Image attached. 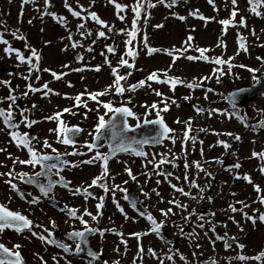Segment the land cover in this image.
Returning a JSON list of instances; mask_svg holds the SVG:
<instances>
[{
  "label": "rangeland",
  "instance_id": "374dc122",
  "mask_svg": "<svg viewBox=\"0 0 264 264\" xmlns=\"http://www.w3.org/2000/svg\"><path fill=\"white\" fill-rule=\"evenodd\" d=\"M21 2L22 0H0V25H3L0 31L4 32V38L9 41L10 45L26 57L30 55L29 49L35 48L41 56L39 64L41 70L33 72L29 81L24 80L22 77L28 75V65L19 64L15 53H6L4 51L6 46L0 44V70L2 67L6 70V76L0 74V79L16 85L13 94L20 97L17 100L19 108L31 109L28 113L29 118L39 121L31 129H27L23 125L20 128L21 132L27 131L39 138L36 143L38 150L50 153V149L42 148L43 140L47 139L61 153L73 151L71 146L56 143L55 133L49 131V129L57 127L56 122L44 119L58 111L62 112L65 108H71L75 115L64 113L61 118L68 126H79L83 129V132L79 135L78 143L91 142L92 137L89 133L93 132L98 116L103 115L105 110L96 101L89 99L87 93L104 91L114 81L111 67L104 63L105 57L111 62L112 67L118 68L120 75L127 77L126 80L121 81L126 88L129 85H136L141 80H145L146 84L143 87H138L136 91H126L122 96L115 94L113 89L108 95L98 97L100 101H111L114 106L119 107L122 103L131 99V103L127 106L140 118V124L143 123L146 112L151 113L147 116L148 119H156L155 111L150 108L153 103L163 108L164 105L161 101L167 99L169 105V111L162 112L161 115L165 123L175 130L177 141L173 145L170 141L165 140L162 146L147 149L146 152L149 154L148 159H151L153 154H175L178 159L174 161V164L163 166L164 171L171 172L173 175L165 180L163 176L156 175V170L153 169L151 164H148L147 167L144 166L147 161L143 157L127 153L115 158L110 163V176L115 179L107 180L110 186L119 185L121 188L127 189V193L142 195L143 203L138 204L137 208L150 212L157 222L164 221L165 226L161 230V235H142L139 241L137 238L130 236V233L150 231V224L146 218L139 216L130 203L123 198L124 192L116 191L115 200L119 202L129 219H125V215L117 209L111 192L105 194L102 188H90L89 191L93 192L95 197H105L104 207L101 209L102 216L97 221H92L88 216H84V219L93 228L110 229L123 233V237H121L109 231L103 237L95 234L90 238L91 248L97 252L101 250L103 252V255L94 264H102L103 261L112 264L116 260L119 261V264H133L134 257H137L138 243L143 246L145 252L142 260L137 258L136 264H159V261L147 251L149 248L154 249L160 257H164L165 253H169L170 248L173 249L174 259L172 261L165 260V264H202L200 258L207 262L216 260L218 264H228L231 258L238 255L251 257L264 250V223L257 220L253 224L251 221H246L240 212L225 211L230 204H235L236 201H244L251 205V207L244 209L245 212L252 214L253 209L264 212V206L253 203L257 199L253 184H249L243 179L234 178L236 174L241 177L247 174L254 184L260 185L264 189V174H261L259 170L264 166V161L252 157L254 151L257 153L264 152V143L259 141L251 145V140H257V138L264 136V128L255 127L259 121L264 120V95H258L249 102L237 104L236 115H231L233 109L228 100L230 92L250 87L255 83L253 73L249 72L248 68L258 69L259 71L255 75L259 79L264 75V6L258 9L262 15L256 16L249 10L248 0H237L238 14L225 31L224 26L219 21L231 19L230 14L233 10L231 0H214L215 7L209 4L208 0H179L173 7L165 6L171 3L172 0H165L163 4L157 3V0H152L153 3H156V7L147 9L148 18L146 23L142 15L139 24L140 32L134 42L137 46L138 55L134 60V67L129 68L118 63L122 56L128 59L129 63H133L132 58L125 55V40L128 37L118 33L120 29H131L133 19L131 7L121 13L125 17L121 21L117 17L116 8L109 3V0H68L74 10L80 11V6H82L88 12H95L101 20L113 28L112 32H108L106 28H101L100 25L89 19L86 27L87 30L92 32V35L81 37L77 25L82 21L71 15L64 6V0H50L51 7L47 10L66 17V27L54 20L51 15H43L41 12L36 11L37 8H44V0H37L35 4L25 5L22 16ZM117 2L132 6L135 0H117ZM194 10H198L199 14L205 18L213 19H208L206 22L197 16L190 15ZM82 15H87V13H82ZM181 16L185 19L180 20L178 17ZM242 17L246 21V27L240 25ZM30 20L31 23H29ZM156 25H162V27H155ZM98 31H105L107 38H97L96 33ZM12 32L24 36L25 39H15L11 35ZM69 33L72 34V40L68 39ZM145 35L147 36L148 45L161 51L149 55L143 44ZM189 36L194 38L190 42V46L184 43ZM238 36L243 37L247 51L239 47ZM73 41L79 42L83 47L72 48ZM93 41H95L94 44ZM221 42L223 46H218ZM113 44L116 46L115 53H108L106 46H112ZM88 47L93 50L87 51ZM186 47L188 48L186 52L173 51L172 57L164 51ZM197 48L209 49L205 53V56L209 58L222 57L226 61L233 58L231 60L233 65L231 73L222 76L218 83L213 71L219 66L203 59L190 61L186 58L188 55L198 56ZM101 53L104 55H101ZM78 55L80 60L75 59V56ZM174 57L179 58L174 61ZM65 65L68 67H64ZM98 65L100 71L93 70ZM241 65L245 67H240ZM223 67L227 73V65ZM43 69H50L51 71L45 72ZM75 69L84 70L75 71ZM51 72L66 73V75H63L62 79L56 80ZM152 72H157L162 79L179 78L184 83L178 85L175 91H172L168 83L147 81V76ZM128 73H131V75H128ZM37 76H39V80L36 79ZM203 77L211 78L204 80L199 88L189 89L184 86L192 82L199 83ZM27 83H32L33 87L36 88L48 83L49 88L54 93H59V95L50 93L47 97H44L41 92H36L29 93L27 97H24L23 93L26 91ZM9 87L10 85L0 86V98L9 94ZM208 88L213 89V91L208 92L207 99H205V92ZM156 91L162 93L163 96H157ZM80 93H86L82 99L86 102L87 107H74V97ZM184 97H191V99L185 100ZM172 99L177 103L172 104ZM33 104L37 106L34 109L32 108ZM144 105L149 107H143ZM7 106V102L0 104V107L7 108ZM197 107L206 110L217 109L219 112L213 113L211 116H209L208 111L198 114ZM225 112L227 114H221ZM237 116H243L245 118L244 122L242 123ZM189 118L192 121L190 135L195 137L197 133L203 132L201 129L206 130L204 131L206 135L202 142L196 139L193 143L189 140L186 143L185 150H182L179 137L185 129V124L176 123V121L184 122L188 121ZM19 119L20 116L17 114L16 120L19 121ZM105 119H108V117L106 116ZM128 123L134 127L137 120L129 118ZM0 127H3V125L0 124ZM223 133H232L233 135H223ZM237 135L240 137L239 145L232 154H229L230 147L225 149L217 143L222 140L232 145ZM0 148L7 149L6 152H0V165H2L0 166V172L6 173L13 167L12 160L8 158L9 154L13 158H28L26 151L18 149L9 142L6 131H0ZM79 150L87 152L86 148H80ZM99 150L107 152V147L103 146ZM201 151L203 155H201ZM92 155L94 153H88L84 156H67V159L71 162H79L88 160ZM159 158V155H157L156 159ZM195 161L200 162L205 172H200L195 168L193 165ZM186 163L193 166L186 169L184 167ZM236 163L241 165L239 169L233 168ZM125 167L130 168L133 175L137 177L135 181L129 177ZM15 170L32 175L40 171V168L38 166L32 168L31 166L17 164ZM100 173L101 166L99 162L91 165L81 164L75 168H65L62 175L66 180L71 181L70 189L57 186L54 192L50 194L51 198L43 197L35 187L27 186L19 179L13 181L17 184L19 192L12 191L5 183L8 177L0 176V203L13 211L22 213L31 219L34 224L42 226V228H33V231L43 233V228H47L54 233L57 239L60 237L59 240L72 244V241L67 240L62 234L72 231L73 228L82 230L83 226L78 220L69 219L66 213L60 209L68 205L79 209L80 213L87 208L88 211L96 214L98 199L89 198L86 202L83 195H73L71 189L87 187L91 184L92 179ZM145 173L151 174V178ZM206 173L212 175L207 176ZM185 174L201 186L207 184L209 187L201 194L198 189L191 188L185 182ZM125 181L127 183H124ZM157 181H160V183H157ZM169 181L171 184L183 187L185 191H191L198 198L203 195L205 200L204 213L201 214L196 211L203 199L193 200L182 196L174 191ZM153 189L156 190L155 193H153ZM142 192L148 193L149 196L145 197ZM20 193L24 194L23 198H21ZM156 193H159V195ZM33 197H38L40 203H29ZM208 197H211V200ZM173 198L182 204H186L188 206L187 211L182 212L167 203ZM161 200L164 202H161ZM169 207H173L175 215H170L165 219L160 210ZM236 207L239 208L241 205L236 204ZM193 210H195V213L191 220L184 221L182 217L188 216ZM212 212H215L216 215H209ZM199 215H205L217 227L220 226V236H224L226 233L227 237H234L236 243H233L230 249L225 250L224 241L216 240L217 234L209 230L210 224H205L203 230L197 227L202 222L198 219ZM229 217H234V220L238 223H234ZM50 221H55V227L52 226ZM174 223L183 225V235L180 234L179 227L174 226ZM193 231L199 234V239H192L190 242L189 234ZM205 231L208 232L207 237L204 236ZM43 234L46 235V233ZM122 239L127 241L126 252L125 244L121 243ZM165 241H168V243ZM210 241H215V244L213 245ZM0 243L10 249L15 244L21 245L19 251L24 264H42L40 257H43L46 264H56L53 256L57 257L59 264H65V260L61 257H66L71 261V264H89V259L82 254L79 256L65 254L55 246L45 244L37 237L32 236L30 231L17 233L7 229L0 233ZM197 243L200 245L199 248L195 247ZM238 244L244 245V248L240 249L237 246ZM117 247L120 249L119 253L114 251ZM194 252L196 253L195 257L193 256ZM180 255H183L186 259L181 260ZM231 264H258V262L232 259Z\"/></svg>",
  "mask_w": 264,
  "mask_h": 264
},
{
  "label": "snow or ice",
  "instance_id": "6c2138e0",
  "mask_svg": "<svg viewBox=\"0 0 264 264\" xmlns=\"http://www.w3.org/2000/svg\"><path fill=\"white\" fill-rule=\"evenodd\" d=\"M37 0H22L21 2V16L23 15V7L25 5L29 4H35ZM165 0H157V3L163 4ZM209 4L213 5L214 0H208ZM109 3L113 4L114 7L117 10V17L121 21L125 19L121 13L125 12V10L128 7H131V11L133 12V19L131 22V29H120L118 34H123L127 36L128 38L125 40V48L126 52L125 55L127 57L132 58L133 63H129L128 59H125L123 56L119 60V65L121 66H127L129 68L134 67V60L138 55V50L137 46L134 44V42L137 40V36L140 32L139 24L142 18V15L144 17V22H147V9L148 8H154L156 7V3H153L152 0H135L134 5L128 6V5H122L117 2V0H109ZM176 3V0H172L171 3L166 4V7H173ZM231 3L233 5V10L231 12V19H225V20H220L219 23L224 26V30H227V27L232 24L234 21V18L238 14V9L236 8L237 5V0H231ZM249 4V10L254 13L256 16H261L262 13L258 11L259 8L264 6V0H248ZM44 8L40 9L37 8V12H41L43 15H51L54 20H56L58 23H60L63 26H67V18L62 16V15H57L54 12H50L47 9L51 7L50 0H44ZM64 6L65 8L68 9V11L71 13L73 17H76L80 19L82 22L77 25L78 30L80 31L81 37H88L92 35V32L90 30H87V21L90 19L94 21L96 24L100 25L101 28H106L108 32H112L113 28L108 25L105 21L101 20L98 15L95 12H88V10L83 9L82 6H80L81 10L76 11L74 10L71 5L68 3V0H64ZM87 13V15H82V13ZM190 15L197 16L199 19L205 20L207 22L208 19H213V18H205L204 16L200 15L198 10H194L193 12L190 13ZM180 20H184L185 17H178ZM31 23V20L29 21ZM240 25L241 26H247L246 21L242 17L240 20ZM233 26H235L233 24ZM3 25H0V28H2ZM155 27H162V25H156ZM255 33L253 32V35ZM4 32L0 31V44L5 45L6 47L4 48V51L6 53H15L17 60L19 61V64H26L28 65V75L23 76L22 78L26 81H29L31 79L32 73L33 72H39L41 69L39 68V64L41 61V56L38 53V51L35 48H30V55L25 56L23 53H21L18 49L13 48L9 41L4 38ZM11 35L15 39L19 40H24L25 37L22 35H17L16 32H12ZM97 38H107L106 32L105 31H98L96 33ZM69 40H72V34L69 33L68 36ZM194 38L192 36H189L187 40L184 42L186 45L190 46V42ZM238 42H239V47L243 49L244 51H247V48L244 45L243 42V37L238 36ZM93 44L95 41L92 42ZM143 44L144 47L147 49V53L149 55H152L154 53H157L161 51L160 49L152 48L148 45V40L147 36L145 35L143 38ZM83 47V45L79 44V42L73 41L71 44L72 48L76 47ZM218 46H223L222 42ZM27 47V45H26ZM107 52L108 53H115V48L112 46H106ZM93 49L91 47L87 48V51H92ZM188 48H183V49H175V50H164L167 55L170 57L173 56V51H183L186 52ZM196 51L199 53L198 56H192L188 55L186 58L190 61L193 60H200L203 59L205 61H209L214 63L215 65L219 66L214 69L213 75L215 76L217 82L219 83L221 80V77L230 74L231 69L233 67L231 60L233 58H229L227 61L224 60L222 57H216V58H209L205 56V53L209 51V49L206 48H197ZM101 55H104L101 53ZM179 57H174L175 59H178ZM82 59V58H81ZM260 59V58H258ZM105 64H108L111 67L112 74L114 76V81L112 85H109L106 87L104 91L101 92H95V93H87L88 98L96 101L97 104L102 107L105 112L103 115L98 116L97 124L93 130V132H90L89 135L92 137L91 142L86 141L84 144H79L78 143V136L81 132H83V129L80 128L79 126H68V124L61 118L64 113H70L72 115H75L74 112H72L71 108H65L63 111H58L54 113L51 116H47L44 119L49 120V121H55L57 124V127L55 129H49L50 132H54L56 135V143L62 144L65 146H71L73 148V151L71 152H64L61 153L57 148L53 147L52 144L47 140H43L42 142V148L43 149H50L49 152H44L42 150H38L36 147V143L39 141L38 137L32 136L29 132L24 131L21 132L20 128L23 125L27 129H31L33 125L37 124L39 121L30 119L28 113H30L31 109H20L19 105L17 104V100L20 99V97H17L14 95L15 89L9 87V94L6 97L0 98V104H3L4 102H7V108L0 107V124L3 125V127H0V131H6V134L9 137V142L14 144L18 149L24 150L27 152V159H20L19 157L13 158L11 154H9L8 158L12 160L13 167L6 173L0 172V176H7L8 179L5 180V183L9 186V188L12 191L19 192V189L17 187V184L14 183L13 181L16 179H19L25 184L28 185H34L39 192L42 194L43 197L46 198H51L50 193L53 192V189L57 186L63 187L65 189H70L71 186V181H68L65 179V177L62 175V172L65 170L67 167L75 168L79 167L81 164H95L97 162L100 163L101 166V173L96 176L95 178L92 179L91 184H89L87 187L84 188H75L71 189L73 195H83L85 201L89 198H94L98 199V203L96 204V209L97 212L96 214L91 213L88 211L87 208L83 210L82 213H80L79 209L69 207L68 205H65L63 208L60 210L62 212H65L66 215L69 217V219H74L78 220L80 224L83 226L82 230H77L73 228L72 231L68 232L66 234V239L72 241V244L65 243L62 240H59L55 237L54 233L49 231L47 228H43V233H38L36 231H33V228H42L41 225H36L33 223L31 219L23 215L22 213L18 211H13L9 209L6 205L0 203V233H3L7 229H12L18 233H22L25 230H28L31 232V235L34 237H37L41 241H43L45 244L55 246L56 248L60 249L63 253L65 254H70L74 256H79L82 253L86 254L87 257H89V264H94L95 261H98L100 257L103 255L102 250L97 252L93 250L91 247H89V240L88 236L89 235H95L99 234L101 237L104 236L106 232L112 231L116 235H119L123 237V233L120 232H115V230H110V229H97L93 228L89 225V222L84 219V216H88L91 218L92 221H97L100 216H102V211L104 207V196L100 197H95L94 193L89 191L90 188L94 187H99L103 189V192L105 194L111 192L113 194V201L116 203L117 209L125 215V219H129L126 213H124V209L120 206L119 202L115 200V192L116 191H121L124 192V199L126 201H129L131 207L138 213L139 216L142 218H146V220L150 224V231L145 232V233H130L129 235L132 237L137 238L139 241L140 237L142 235H149V234H156L157 236L161 235V230L165 226L164 221H159L151 215L150 212L147 210H140L137 208V203L139 201L135 199H130L129 195H127V189L121 188L119 185H114L110 186L107 183L108 179H115L114 177L110 176V170H109V161L116 158L119 154L121 153H128L130 155H134L137 157H143L147 163L144 165L147 167L148 164H151L153 169L156 170V175L158 176H163L165 180H168L169 177L173 175L171 172H166L163 170V166L166 164H174V161L178 159V157L175 154L171 153H159V154H153L151 159H148V153L145 151V146H156V145H162L165 140L170 141L173 145H175L177 141V136L175 135V130L170 128L164 121L161 113L162 112H167L169 111V105L167 102V99L162 100L161 103H163V108H160L156 103H153L150 108L155 111L156 119H148L147 116L151 115L150 112L145 113V118L143 120V124L145 125H158V131L156 132L155 135L151 137H147L144 139H138L135 136H129V132H135L137 128L141 127L140 124V118L136 116L134 111L127 106V104L131 103V99H129L127 102H124L121 104V106L117 107L114 106L111 101L103 102L98 99V97L108 95L109 93L112 92V90H115V94L117 95H123L126 91H136L138 87H143L146 84L145 80L139 81L136 85H129L127 88L121 83V81H124L127 79L126 76L120 75L118 73V68L117 67H112L111 62L108 60L107 57H105ZM18 64V66H19ZM227 65V73L224 71V67ZM64 67H68L65 65ZM240 67H245L244 65H241ZM84 69H75V71H82ZM95 71H100V66H96ZM249 72L253 73V80L256 83L260 82L259 77L255 75L256 72H258V69H252L248 68L247 69ZM45 72H50V69H43ZM51 75L53 76L54 79L60 80L62 79L63 75H66V73H61L57 74L56 72H51ZM128 75H131V73H128ZM166 75V73H165ZM211 77H203L199 83L192 82L188 83L184 86L188 87L189 89H195L201 87L202 83L204 80H208ZM37 80H39V76L36 77ZM147 81H156L159 83H168L170 84V89L172 91H175L176 87L178 85L183 84L184 82L181 81L179 78H172L169 77L167 80L162 79L160 75H158L157 72H152L150 73L147 78ZM0 84L4 85H10L9 81H0ZM71 86V85H69ZM150 86V85H149ZM213 89L208 88L206 89L205 92V99H207V93L212 92ZM244 90L241 89L236 93H232L229 97V103L233 109V112L231 115H236V109H237V96L239 95V92H243ZM36 92H41L44 97H47L50 93L51 94H56L59 95V93H54L51 88H49L48 83L43 84L40 88L33 87L32 83H27L26 85V91H24L23 96L27 97L29 93H36ZM86 93H80L77 94L74 97L75 104L74 107H80L84 106L87 107V104L85 101H83L82 97ZM155 94L157 96H163L162 93L159 91H156ZM185 100H190L191 97H184ZM172 104H176L177 102L172 99L171 100ZM178 106V105H177ZM37 106L35 104L32 105V108H36ZM143 107H149L147 105H144ZM98 110V109H97ZM197 113H202L204 111H208L209 116H211L213 113L219 112L217 109H203V108H196ZM17 114L20 116L19 121L16 120ZM221 114H227L221 113ZM108 117V119H105V117ZM129 118L136 119L137 124L133 127L128 123ZM231 118V117H229ZM237 118L243 123L244 122V117L243 116H237ZM176 123H184L185 124V129L182 133V135L179 137L180 142H181V148L182 150H185L186 143L191 140L193 143L195 142L196 138L191 136L192 132V121L191 118H189L188 121H180L177 120ZM248 126V125H246ZM256 128H264V120H261L258 122V124L255 126ZM201 131H206L205 129H201ZM107 132L110 135V139H107V152H101L99 149L103 147L104 145L100 143L102 138H104V134ZM220 135V134H218ZM223 135H233L232 133H223ZM236 140H240V137L237 135L235 136ZM219 145L223 146L225 149H228L230 147L229 144H227L224 141H218L217 142ZM80 148H86L87 152H82L79 149ZM6 148H0V152H6ZM88 153H94L88 160H81L79 162H71L68 161L65 157L67 156H84L87 155ZM159 155V159L157 160L156 157ZM201 155H203V152L201 151ZM171 156V158H169ZM253 158H258L261 161H264V152H253L252 153ZM126 163V162H125ZM27 165L31 166L32 168H36L37 166L40 168V171L35 172L34 174L30 175L27 172H17L15 170V165ZM193 165L195 166L196 169H198L200 172H205V169L201 166L200 162L195 161L193 162ZM193 165L185 164L184 167L187 169ZM2 166V165H0ZM241 165L239 163H236L233 165L234 169H239ZM261 174H264V166H262L260 169ZM125 171L129 175V177L132 180H136L137 177L133 175L132 171L130 168L125 167ZM149 175V178H151V174L145 173ZM207 176H211V173H206ZM53 177H56L54 179ZM43 178V180L41 179ZM235 179H243L249 184H253L254 191L257 193V199L253 201V203H259L262 206H264V189L261 188L260 185H256L253 183L251 177L247 174L243 175L242 177L239 174H236L234 176ZM177 179H179L177 177ZM184 180L186 183L190 185L191 188L198 189V191L203 194L206 189L209 187L207 184L204 186H201L200 184L196 183L195 180H191L187 174H185ZM124 183H127L125 181ZM157 183H160V181H157ZM170 186L174 189L175 192L180 193L182 196L196 200V199H204L203 195H201L199 198L194 196L191 191H185L183 187H178L175 184H171L169 181ZM153 192L155 193L156 190L153 189ZM142 194L145 197H148V193H143ZM159 195V193H156ZM21 198H23L24 194L20 193ZM29 195H31L29 193ZM235 195V193H233ZM209 200H211V197H208ZM161 202H164L161 200ZM29 203L31 204H38L40 203V199L38 197H33ZM168 204L173 205L175 208L180 209L182 212L187 211L188 206L186 204H182L179 201H177L175 198L167 201ZM236 204L241 205V207H236ZM251 207L250 204H247L244 201H236L235 204H230L228 206V209H225V211H231L232 213H237L240 212L244 219L246 221H251L253 224L259 220L260 222L264 223V212H260L259 209H253L252 214H249L244 211V209ZM161 215L167 219L170 215H175L173 211V207H169L167 209H161L160 210ZM195 213V210L189 213L188 216L182 217L184 221H190L193 214ZM209 215L215 216L216 213L212 212ZM198 219L202 221L197 225V227L201 230L205 228V224H210V231L213 233H216L217 226L215 223L212 221L208 220L205 215H199ZM230 220H233L234 223H238L234 220V217H229ZM53 227H55V221H50ZM174 226L179 227L180 229V234H184V227L182 224H175ZM226 227V225H225ZM208 232H204V236L207 237ZM162 238V237H161ZM192 239H199V234L193 231L192 233L189 234V241L191 242ZM216 240H223L224 241V246L225 250H228L232 247L233 243H236V240L234 237H227V234L225 233L224 236L216 235ZM168 243V241H165ZM215 244V241H210ZM121 243L125 244V252L127 251V241L126 240H121ZM74 244V247H73ZM240 249L244 248V245H237ZM21 245L15 244L13 247L10 249L7 246H5L3 243H0V264H24L23 258L21 256V253L19 251ZM195 247L199 248L200 245L197 243ZM115 252L119 253L120 249L119 247L114 249ZM151 256L159 261V264H165V260L167 261H172L174 259V250L169 249V253H165L164 257H160L157 255L156 251L154 249L149 248L147 250ZM144 248L141 244L138 243V252H137V257H134L133 264H136L137 258L142 260L144 256ZM193 256H196V253H193ZM42 264H46L45 261H43V257H40ZM61 259L65 260V264H71V261L68 260L66 257H61ZM181 260H185L186 258L183 255H180ZM240 260V261H257L258 264H264V250H261L258 254L254 256H246V255H238L236 257L231 258L228 261V264H231V260ZM53 260L56 261V264H59V260L57 259L56 256H53ZM102 264H108V261H103ZM112 264H119V261H113ZM207 264H218L216 260H210L207 262Z\"/></svg>",
  "mask_w": 264,
  "mask_h": 264
},
{
  "label": "water",
  "instance_id": "95a60500",
  "mask_svg": "<svg viewBox=\"0 0 264 264\" xmlns=\"http://www.w3.org/2000/svg\"><path fill=\"white\" fill-rule=\"evenodd\" d=\"M178 1H179V0H176V3H177ZM112 47H114L115 50H116V46H115V44H113ZM75 59L80 60V56H79V55H78V56H75ZM4 72H5V68L2 67L1 70H0V74H4ZM0 81H2V80H0ZM10 87L13 88V89H15V88H16V85H15L14 83H11V84H10ZM241 89H243L244 91H243V92H239V95L237 96V104H239V103H241V102H249V101H251L254 97H256V96H258V95H264V75H263L262 78H260V82H259V83H256V82H255L252 86L247 87V88H241ZM241 89L234 90V91L230 92V93H229V96H230L232 93H236V92H238V91L241 90ZM158 127H159L158 125H154V124H152V125H145V124L141 123V127H140V128H137L136 131H135L134 133H133V132H129L128 135H129V136H135V137L138 138V139H144V138L151 137V136L155 135L156 132L158 131ZM31 135H32V134H31ZM79 135H80V134H79ZM205 135H206V133H205L204 131H203V132H199V133L196 134V139H197L198 141L202 142L203 139H204V137H205ZM32 136H33V135H32ZM78 138H79V136H78ZM78 138H77V140H78ZM107 139H110V135H109L107 132H105V134H104V138H102V140L100 141V143L103 142V145H104L105 147H107V142H106ZM239 141H240V140H235V141L233 142V144L230 146L229 154H232V153H234V152L237 150V147H238V145H239ZM159 146H162V145H156V146H145V151H146V148H147V147H150V148H156V147H159ZM107 151H108V148H107ZM123 154H127V153H121V154H119L117 157H119V156H121V155H123ZM117 157H116V158H117ZM65 158L67 159V157H65ZM114 159H115V158H114ZM114 159H112V160L109 161V165H110V163H111ZM67 160H68V159H67ZM68 161H69V160H68ZM53 178L55 179V177H53ZM41 179L43 180V178H41ZM24 184H25V183H24ZM25 185L35 187L34 185H28V184H25ZM35 188H36V187H35ZM62 188H63V187H62ZM36 189H37V188H36ZM54 189H55V188H54ZM54 189H53V192H54ZM64 189H65V188H64ZM37 190H38V189H37ZM38 191H39V190H38ZM53 192H52V193H53ZM52 193H50V194H52ZM127 195H129L130 199H135V200H137V201L140 202V198H139L138 195L133 194V193H128ZM128 202H129V201H128ZM204 202H205V200L203 199V200L200 202V204H199L198 208L196 209V211H198V212H200V213H203ZM8 230H12V229H8ZM12 231H14V230H12ZM25 231H28V230H25ZM219 231H220V226L217 227V230H216V233H217L218 235H219ZM15 232H16V231H15ZM17 233H18V232H17ZM66 234H67V233H66ZM66 234L63 235L65 238H66ZM92 236H93V235H89V236H88L89 247H91V246H90V238H91ZM58 239H60V237H58ZM82 255H83L85 258L90 259L89 257H87L86 254H83V253H82ZM200 260H201L202 264H207V261L203 260L202 258H200Z\"/></svg>",
  "mask_w": 264,
  "mask_h": 264
},
{
  "label": "flooded vegetation",
  "instance_id": "af4514ba",
  "mask_svg": "<svg viewBox=\"0 0 264 264\" xmlns=\"http://www.w3.org/2000/svg\"><path fill=\"white\" fill-rule=\"evenodd\" d=\"M6 74V70H5V72H4V74H1V75H3V76H6L5 75ZM2 81H5V80H2ZM4 84H0V86H3ZM195 138H196V135H195ZM231 146V145H230ZM147 149H152V148H146V151H147ZM154 193V192H153ZM128 194V193H127ZM139 196V198H140V202L139 203H137V205L138 204H142L143 203V198H142V195H138ZM205 203V202H204ZM204 206H203V213H204ZM198 212V211H197ZM200 213V212H199ZM202 214V213H201ZM217 234V233H216ZM62 235H64V234H62ZM218 235V234H217ZM219 235H220V231H219ZM94 236V235H93ZM92 236V237H93Z\"/></svg>",
  "mask_w": 264,
  "mask_h": 264
},
{
  "label": "bare ground",
  "instance_id": "6f19581e",
  "mask_svg": "<svg viewBox=\"0 0 264 264\" xmlns=\"http://www.w3.org/2000/svg\"><path fill=\"white\" fill-rule=\"evenodd\" d=\"M259 141L264 143V136H261V138H257V140H253V141L251 140V143H252L251 145H254L255 142L257 143Z\"/></svg>",
  "mask_w": 264,
  "mask_h": 264
}]
</instances>
